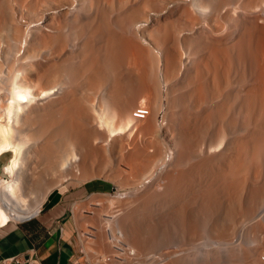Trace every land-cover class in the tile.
Segmentation results:
<instances>
[{
	"label": "bare ground",
	"instance_id": "obj_1",
	"mask_svg": "<svg viewBox=\"0 0 264 264\" xmlns=\"http://www.w3.org/2000/svg\"><path fill=\"white\" fill-rule=\"evenodd\" d=\"M226 1L174 0L166 15L149 19V9L164 8L166 0H0V83L6 85L0 159L9 176L0 178V225L36 214L51 190L78 170L111 163L134 182L165 156L163 131L170 136L168 167L160 172L166 189L109 198L108 214L97 211V231L84 239L86 248L95 256L109 253L104 264H127L165 239L172 250L135 264H264V219L257 212H264V93L260 81L258 91L248 85L240 96L234 82L243 71L233 69L235 60L260 80L264 20L243 27L239 38L219 29L210 40L218 74L211 91L194 64L205 39L185 32ZM245 2L264 7V0ZM148 41L161 50L169 93L161 131L154 121L159 61ZM232 127L244 135L228 136ZM256 215L262 220L254 223ZM244 228L248 246L236 249L234 238Z\"/></svg>",
	"mask_w": 264,
	"mask_h": 264
},
{
	"label": "rangeland",
	"instance_id": "obj_2",
	"mask_svg": "<svg viewBox=\"0 0 264 264\" xmlns=\"http://www.w3.org/2000/svg\"><path fill=\"white\" fill-rule=\"evenodd\" d=\"M173 1L174 0H166L167 3L166 2L164 3V8H161V7H155V8L154 7H151L149 9L151 11L148 10L149 11L148 13L150 14L149 19L152 18L153 16L155 17V15H154L155 13H157L158 15L161 14V16L166 15V13L173 7V5H172L173 4ZM228 2H230L231 4L230 3L228 4ZM228 2L226 1L225 3L222 4L223 6L220 5L219 7H217L218 9L216 11L215 10L213 11V13H216L214 15V17L212 15L211 16H208L206 14V12H205L203 15H200L201 17H204V19H200L201 17L198 14L197 16H199V17L198 18L196 17V20L192 21L194 24H192V26H190V27L188 26V29L185 30V32L188 33V35H186L188 37L190 36V37H193V38H195V37L198 38L199 35L201 36V34H202L203 37L201 36V39L202 38L205 39V41L202 39V42L204 41V43H202V46L197 50V52L195 53L196 55L194 54L199 59L198 65H197V62H195L194 64H196L195 65L196 69H202L205 72V75H207L206 76V87L207 88L209 87L208 88L209 91L213 90L218 85V84H216L217 83L216 81H217L218 78L215 81V78L216 77L214 76V75H217L218 76V74L216 73L217 72V68H215L212 65L213 64V62H212L213 60H212V57L209 56L208 47H213V43L210 40H212V38L217 33H218V35H219V33L221 35V31H224V34L226 36H228V37L230 36L228 34L229 33H232L233 34V37H234L235 35L238 34V32L241 34V30L243 29V27L247 26L248 24H249V26H250V24H253V25H261L260 19L258 20V18H260V16H261V20H264V7L259 6L258 8L260 10L258 8H256L257 10L256 9L254 10V8H251L250 9V7L248 5H246L245 0H230ZM224 4H225V6H224ZM208 10H207V13H209ZM252 10H254L256 12H253ZM229 11H230L231 16L233 15L232 16L233 18H231V16L230 17L229 16L228 17L226 16V15H229V14H226ZM257 11L259 12L258 14H257ZM241 12H242V17H241ZM247 12L249 14H246ZM239 13H240V15H239ZM196 14L194 16H196ZM204 15L207 18H205ZM256 15H258V16H256ZM222 16H224L223 19H222ZM253 16H254V18H253ZM255 16H256V18H255ZM154 17H153V19H154ZM245 17L247 18V20L245 19ZM211 18L212 19L214 18V19L212 20ZM228 18H229V20H228ZM230 18L233 19L232 21H234V19L236 18V21L235 22H232V23H236V26L235 27H234V24L231 25V22H230L231 19ZM250 18H251V21H249ZM242 19H244V20H242ZM225 20H227V21H225ZM138 23H140V22H138ZM146 23L148 24V22H146ZM262 25L264 26V22L262 23ZM232 26H233V29L234 30L231 29ZM219 29L220 30L222 29V30L220 31ZM230 29H231V31H230ZM136 32H137L138 36L141 35V32L140 31L136 30ZM240 34L237 35V38H239V35ZM184 37L185 36L183 35V38ZM148 43L149 44L147 46H148V48H150L149 50H151V52L157 57V61H159L157 63V67H156V70H157L156 71V75H157L156 76V79H157V82H158L157 86H159L157 88V92L159 93L158 94L159 98H158V101L156 103L157 104L156 105V109L154 111V121L158 125V127H159V129L161 131V130L164 129V126L168 122L167 116H169V112H168V110H169V103H167V102H169V99H168L169 98V93L167 92L168 89L166 88L167 86H166V83H165V77H164V75H162V74H164L162 72L163 69H164V67H163L164 66L163 65L164 61H163V59H161L162 58L161 57L162 54H160L161 53V50L158 49L157 46L155 47V44H153L152 41L151 42L148 41ZM185 45H186L185 42H183L182 45H181V49H182L181 51L183 52L182 53L183 57L186 55V52L188 51L187 45H186V47H185ZM190 50H191V48H190ZM194 55H192L190 57V62L193 59L195 61V58H192ZM184 58L187 59V57H184ZM186 59H185V61H186ZM263 61H264V53L261 55V71L259 73L260 80H258V78L256 80V78L253 77V73L250 75V77H249V75L246 76L245 74L249 72V71L245 72V70H247V68L244 67V66H242V65H240V64L238 65V62L236 64V61L234 60V65H236L235 66L236 68L233 67V69H237V70L239 69L240 70V66H241V71H243V74L242 75L244 76V77L243 76H240V77H242V81H241L240 78H238V80H235V82H234L235 83V91H237L239 93L241 91H243V93H241L240 96H243L244 97L245 96L244 91H247V89H249V87H251V86L252 87H255V85H256L257 88H258V85L257 84L260 81H261L260 82L261 84L259 83V85H261L262 87L261 86H259V87L262 89L261 91L264 93V89H263L264 87H263V81H262V73H263V69H264V63H263ZM208 69H210V70H208ZM10 70L12 71L13 69H10ZM211 70H213L212 72H214V71H216V72L212 73ZM210 72H211V75H210ZM238 73H237V75L239 76ZM212 75H213V77H215L214 79H211V78H213ZM237 75L235 76V78L237 77ZM245 77H246V79H249V80L248 81L245 80ZM251 77H253V78L250 79ZM243 79L246 82H243ZM212 80H214L215 83ZM250 81L253 82V85L250 84V83H252ZM212 82L216 86L215 85H212ZM254 83H255V85H254ZM0 84H2V87H3L1 89L2 92H0V97H4V95H2V94H5V92H6V89H4V88H6V85L3 84V83H0ZM248 85H249V87H248ZM210 87H212V89ZM257 88L255 87L253 89L256 90ZM256 91H258V89ZM263 96H264V94H263ZM3 102H4V100H3ZM262 103H263V107H264V97L262 99ZM189 106H190V108L192 107L191 109H193V110L197 109V107H198L197 104H196V106L195 105H192V104H190ZM233 128L234 127H232L231 130H230V133L227 134L228 136H230V134L232 135V133H231L232 131L235 132V133L238 132L237 133L238 136H240V134H243L244 133L243 130H239L241 132V133H239V131H237L238 129L234 130ZM228 131H229V129H228ZM162 133H163V131H161V135H159V140H161L160 142H161V146L163 148V151H161L162 156L163 155H165V156L167 155L166 158H164L165 156H163L162 161L163 160L165 161V159H167V157L169 158V156H168V153H169V150L168 149H169V147H167V146L170 144V136L168 138V136H166L164 133L163 134ZM235 135L236 134L233 133V137H238L237 135L236 136ZM162 137H164V138H162ZM162 161H161V158H160L157 161V163L154 164L155 168L152 169L153 171L151 170V172H150V170L148 169V171L146 170L141 175V177L139 179L135 180L134 182L137 184V186H136V184L134 182H130L129 183L128 181L123 180L124 177L122 178L121 176H124V175L122 173L121 174L118 173L117 168L115 167L114 164L108 163L105 166H100V167H97L96 166V167H93L92 169L90 168L89 169L90 171L88 170L87 173H85V174H83V173L80 174L79 173V170H78V172L76 173V175L74 174V175H72L70 177H67L66 180H63L61 182L62 184L60 183L58 186L54 187L51 190V191H53L54 189H59V188L60 189H63L66 186L67 187L71 186V187H74L75 189H79L78 191H79L80 197H78V198H80V200H78V202L75 204V208H74L75 217H76L75 218L76 230H75V232L72 235L73 240H74V243L76 245L77 261H78L79 264H96V260H94V259L100 260L99 264H102V263L104 264L106 261H103V260H106L105 258L106 257H109V253H107L106 256L103 255L104 257L102 255H100V256H97L96 255L95 256L94 253L91 250H89L88 248H86V245H85V242H84V239H87V237H91L90 234H94L97 231L96 230L97 229V227H96L97 226L96 225L97 224V221L95 222L93 220L94 217H96V214L98 212H100V210H103V211L100 212L102 215H104L102 217H106V215L108 214L107 213L108 212L107 211L108 209H105V208L107 207L109 198H112V199L114 197H115V199H116V197L117 198H125V197H127L128 195L131 194V191H133V192L136 191L137 192L136 194H138V192H140V191L147 190V189H152L153 188V189H155V191L157 193H161V192H163L166 189L165 187H167V185H166L167 184V182H166L167 179L164 178V174L165 173L163 172L164 174H161L160 172H162V169H163L164 166L168 167V165H166L167 163L164 164V161L163 162ZM165 162H167V160ZM157 164H159V165L162 164V166H159ZM3 165H4V163H3ZM3 165L1 167L3 174L0 175V178L7 179L9 176L3 171ZM154 166H152L151 168H153ZM158 166L160 167V169H159ZM166 167H164V169H166ZM87 174H88V176H87ZM162 175H163V177H162ZM142 177H143V179H142ZM151 177H153L154 179L151 178ZM138 181H139V183H138ZM144 181L146 182V184H145ZM148 181L151 184H153V185H151ZM25 195H28V198L26 196L28 202H31L33 200V195H31V194L29 195L28 193L25 194ZM257 212H258V214L260 213L259 216L262 215V217H263L262 219H264V212L263 213L262 212H259L258 209H257ZM256 216L257 217L255 219H257V220L254 219L253 222L256 221V223H257V221H259V220L261 221L262 220L261 217L259 218L258 215H256ZM14 221H20V220H14ZM249 223H247V226L249 225ZM170 227H171L170 224H168L166 226V228L169 231L172 232L174 228L173 227L170 228ZM245 229L247 231V228H244V230H243L244 233H246ZM107 231L108 230H105L104 232L107 233ZM243 232H241V233H243ZM163 233H164V236H165V229H164ZM246 234L241 235V238H240V236H236L234 238V240L236 241L235 242L236 245L234 247L236 249L242 248V247L244 248V247H247L248 246V243H247V240H246L245 237L246 236H250L251 234L248 233V232ZM240 239H242L244 241H241ZM164 240L165 239H162L161 240L162 243L160 241V243L158 242L156 244V247H154V248H156V250L154 248L152 250H150L151 254L148 251V253H147L148 256L146 255L145 257H142L141 259H138L139 262H143V261L144 262H149L151 260H154V258L156 256L158 258H160L161 256H163L166 253V251L172 250V247L168 246L166 244L167 241L165 242ZM245 241H246V243H244ZM244 244L246 246H244ZM162 251H164V253ZM152 252H154V253H152ZM118 253L119 252L117 251L116 254H118ZM154 254H156V256ZM157 257L155 259H158ZM138 260L133 259V262H130V263H132V264L138 263ZM130 263L127 262V264H130Z\"/></svg>",
	"mask_w": 264,
	"mask_h": 264
},
{
	"label": "crops",
	"instance_id": "obj_3",
	"mask_svg": "<svg viewBox=\"0 0 264 264\" xmlns=\"http://www.w3.org/2000/svg\"><path fill=\"white\" fill-rule=\"evenodd\" d=\"M78 190L54 189L36 214L0 225V264H79L72 237Z\"/></svg>",
	"mask_w": 264,
	"mask_h": 264
},
{
	"label": "built area",
	"instance_id": "obj_4",
	"mask_svg": "<svg viewBox=\"0 0 264 264\" xmlns=\"http://www.w3.org/2000/svg\"><path fill=\"white\" fill-rule=\"evenodd\" d=\"M262 80H263V87H264V69H263V73H262ZM261 258H262V260L264 261V250L261 252ZM14 261L17 262L16 259H14Z\"/></svg>",
	"mask_w": 264,
	"mask_h": 264
}]
</instances>
